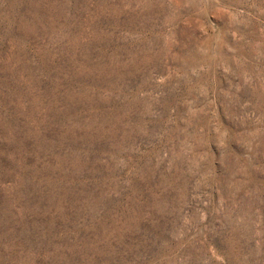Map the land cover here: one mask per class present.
Returning <instances> with one entry per match:
<instances>
[{"label":"rangeland","instance_id":"rangeland-1","mask_svg":"<svg viewBox=\"0 0 264 264\" xmlns=\"http://www.w3.org/2000/svg\"><path fill=\"white\" fill-rule=\"evenodd\" d=\"M0 264H264V0H0Z\"/></svg>","mask_w":264,"mask_h":264}]
</instances>
